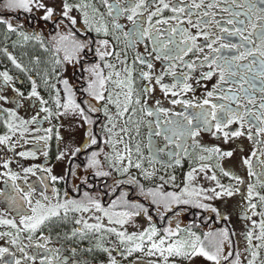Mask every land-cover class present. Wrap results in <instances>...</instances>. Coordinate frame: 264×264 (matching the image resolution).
<instances>
[{
    "label": "snow or ice",
    "instance_id": "snow-or-ice-1",
    "mask_svg": "<svg viewBox=\"0 0 264 264\" xmlns=\"http://www.w3.org/2000/svg\"><path fill=\"white\" fill-rule=\"evenodd\" d=\"M0 54V264H264V0H0Z\"/></svg>",
    "mask_w": 264,
    "mask_h": 264
},
{
    "label": "flooded vegetation",
    "instance_id": "flooded-vegetation-1",
    "mask_svg": "<svg viewBox=\"0 0 264 264\" xmlns=\"http://www.w3.org/2000/svg\"><path fill=\"white\" fill-rule=\"evenodd\" d=\"M127 23V22H125ZM143 49L141 48V51ZM13 53L15 55H17L18 59H20L25 65H28L29 67H31V65L29 64V58L28 56H24L22 55V52L24 51H27L29 56L32 54V52L34 51V49L29 46L27 49H20V48H16V49H13L12 50ZM37 54L41 55V58L44 59L46 58L49 54H46V53H43V52H38ZM132 51L129 50L128 52V56H129V60H131L132 58ZM0 58H2V54H0ZM215 83V78L208 83V87L211 88V85ZM27 88V83H25V89ZM204 91L203 88L200 89V93H202ZM199 94V93H198ZM23 115V112L21 113ZM53 123L55 124L56 121L54 120ZM43 127H47V124H43L42 125ZM83 129H71L69 130L68 129V125L65 124V128L64 129H61V135L65 136V139H72L74 140L76 143H80L83 141L84 139V135H83ZM147 133H148V128L147 126L145 125L144 127H142L141 129V138L144 140V143L147 144ZM205 139H210L209 137H205ZM157 142L158 143H161V146H162V142L160 141V138H156ZM52 143V149H51V152H50V156H49V159L52 161V164L55 165L54 168H53V172L54 174L55 173H59L61 171V165L58 164L54 157H55V145H56V142H55V139L51 142ZM236 144H239L241 146V148L243 149V152L241 153L239 150L236 154V156H234L231 160L229 161H225V164L226 166H229V167H232L234 169H239L240 171H243L242 168H240V164H239V161H240V155H249L251 153V151L253 150V143L251 141H247V140H244L243 138L240 140V141H236L235 144L233 146H235ZM39 159H36V160H30V161H27L26 163H39V164H44V163H47V161H45V159L43 158V156H41L39 153H37ZM258 161H255L254 160V163H257ZM187 170V166L185 165V168L183 170H176V174L177 176H180L181 175V171H186ZM219 175V173H218ZM32 179H35V178H32ZM221 179L223 180V178L221 177ZM225 183H227L226 180H224ZM198 183H204L203 181H198ZM239 200V196H234L230 199L229 203L234 207L236 205V203L238 202ZM215 203L219 204L220 201H216ZM191 217H187L185 219V222H190L191 221ZM219 225H215V227H218ZM203 227V226H202ZM233 227H235L237 229L238 232L242 231L243 229V222H242V219H236L234 224H233ZM2 243V242H0Z\"/></svg>",
    "mask_w": 264,
    "mask_h": 264
}]
</instances>
